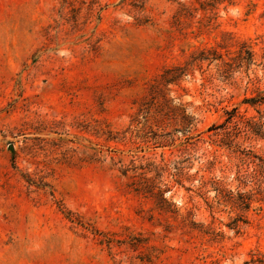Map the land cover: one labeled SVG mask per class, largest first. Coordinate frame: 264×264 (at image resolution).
Wrapping results in <instances>:
<instances>
[{"label": "rangeland", "instance_id": "rangeland-1", "mask_svg": "<svg viewBox=\"0 0 264 264\" xmlns=\"http://www.w3.org/2000/svg\"><path fill=\"white\" fill-rule=\"evenodd\" d=\"M262 95L264 0H0V264H264Z\"/></svg>", "mask_w": 264, "mask_h": 264}, {"label": "trees", "instance_id": "trees-1", "mask_svg": "<svg viewBox=\"0 0 264 264\" xmlns=\"http://www.w3.org/2000/svg\"><path fill=\"white\" fill-rule=\"evenodd\" d=\"M214 7V6H213ZM244 48V47H243ZM248 53V52H247ZM238 60L240 61V63L242 62H252L253 60V54L249 52V58H244V57H241V55L239 56ZM171 70H168L166 71L165 73H170ZM176 80L177 78H173V80ZM244 103H247V104H264V95L262 96H259V97H254V98H249V99H245L244 100ZM258 129L257 131H255L254 133L256 135H264V125L263 124H259L258 126ZM259 133H262V134H259ZM264 163V162H263Z\"/></svg>", "mask_w": 264, "mask_h": 264}, {"label": "water", "instance_id": "water-1", "mask_svg": "<svg viewBox=\"0 0 264 264\" xmlns=\"http://www.w3.org/2000/svg\"><path fill=\"white\" fill-rule=\"evenodd\" d=\"M11 147V149H12V146H10Z\"/></svg>", "mask_w": 264, "mask_h": 264}]
</instances>
